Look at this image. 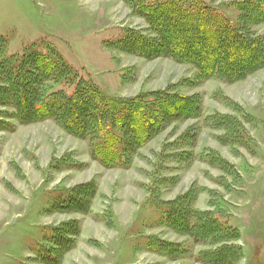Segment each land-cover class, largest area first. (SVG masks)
I'll return each instance as SVG.
<instances>
[{"label": "rangeland", "instance_id": "1", "mask_svg": "<svg viewBox=\"0 0 264 264\" xmlns=\"http://www.w3.org/2000/svg\"><path fill=\"white\" fill-rule=\"evenodd\" d=\"M204 1L239 22L233 3L243 0ZM131 29L153 36L125 0H0V65L53 56L110 97L168 89L200 104L198 116L167 122L124 168L103 166L87 139L53 119L21 123L13 105L0 103V264H206L199 255L224 242L187 234L191 214L183 232L162 217L165 204L190 191L184 206L231 234L225 244L237 254L223 264H264V67L236 82L202 81L188 63L125 51L120 40ZM249 32L264 37V22ZM41 88L69 95L74 84L44 80ZM216 113L235 122L226 129L209 118ZM187 130L193 136L180 142ZM90 181L87 213L53 211ZM69 221L78 232L65 251L50 241Z\"/></svg>", "mask_w": 264, "mask_h": 264}, {"label": "trees", "instance_id": "2", "mask_svg": "<svg viewBox=\"0 0 264 264\" xmlns=\"http://www.w3.org/2000/svg\"><path fill=\"white\" fill-rule=\"evenodd\" d=\"M125 1L135 14L144 17L153 34L146 36L138 30H127L120 47L129 53L188 63L199 72L202 81L215 77L236 82L264 67V37L249 32L251 25L264 22V0L234 2L239 12L238 23L204 0ZM1 64L0 77L4 80L0 81V103L13 105L21 123L53 119L70 135L87 139L92 157L105 167H128L137 151L167 122L200 114L197 96H183L168 89L129 98L107 96L90 79L77 76L58 57L30 53L21 56L16 67ZM44 80H61L74 84V89L69 95L56 90L44 96ZM209 118L226 129L235 122L220 113ZM191 134L187 130L180 142L185 143ZM95 188L93 181L74 185L65 197L54 202L53 211L87 213ZM190 194L191 191L165 204L162 217L166 216V222L175 231L183 232L191 214L196 219L187 234L211 243L224 242L205 255L200 254L199 259L206 264L233 261L237 251L225 244L231 239L229 230L219 227L208 213L192 214L184 206ZM77 228L75 221L62 223L53 229L51 244L58 247L57 242L62 241L67 251Z\"/></svg>", "mask_w": 264, "mask_h": 264}]
</instances>
